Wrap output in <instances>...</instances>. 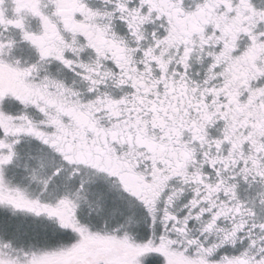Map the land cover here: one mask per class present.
I'll return each mask as SVG.
<instances>
[{
    "label": "snow or ice",
    "instance_id": "1",
    "mask_svg": "<svg viewBox=\"0 0 264 264\" xmlns=\"http://www.w3.org/2000/svg\"><path fill=\"white\" fill-rule=\"evenodd\" d=\"M0 264H264V0H0Z\"/></svg>",
    "mask_w": 264,
    "mask_h": 264
}]
</instances>
